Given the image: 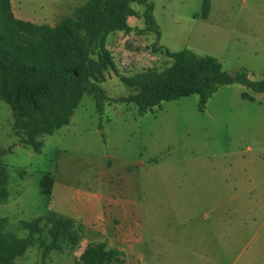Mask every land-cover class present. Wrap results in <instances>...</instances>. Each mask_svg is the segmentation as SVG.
<instances>
[{
  "label": "rangeland",
  "instance_id": "374dc122",
  "mask_svg": "<svg viewBox=\"0 0 264 264\" xmlns=\"http://www.w3.org/2000/svg\"><path fill=\"white\" fill-rule=\"evenodd\" d=\"M87 1L10 3L17 19L54 26ZM147 3L159 40L139 33L144 24L136 17L127 20L130 33L105 39L117 71H109L101 84L109 98L130 93L118 76L169 64L163 53L152 51L154 46L187 49L216 58L230 74L243 68L251 80L264 78V0H210L206 19L199 17L200 0ZM131 7L143 11L135 3ZM243 93L252 100L243 99ZM197 104L198 96L190 95L140 116L132 104L105 103L99 114L84 95L67 125L36 137L42 147L35 152L19 143L12 112L0 100V148L8 150L0 157L8 176V195L0 203L2 231L24 239L28 232L20 228L22 221L49 212L69 219L87 214L81 206L96 203L101 178L104 184L120 178L137 210L141 240L128 263L113 264H264V95L235 82L219 87L203 112ZM44 175L55 184L50 199L40 192ZM72 220V232L48 251L44 264H78L89 244L109 240L110 225L100 234L98 227ZM41 225L49 243L51 224ZM42 253L38 242L13 261L41 264Z\"/></svg>",
  "mask_w": 264,
  "mask_h": 264
},
{
  "label": "trees",
  "instance_id": "16d2710c",
  "mask_svg": "<svg viewBox=\"0 0 264 264\" xmlns=\"http://www.w3.org/2000/svg\"><path fill=\"white\" fill-rule=\"evenodd\" d=\"M143 7L135 12L131 4ZM210 0H200L201 19L208 17ZM143 21L139 33H153L157 40L160 30L147 0H88L78 7L72 17L54 26L34 24L17 19L10 0H0V100L12 112V131L19 143L38 152L41 134L50 135L69 122L81 98L88 95L101 114L105 103H124L135 106L142 116L163 102L175 101L190 95L198 96L197 110L203 112L207 101L221 86L239 83L254 93L264 95V78L251 80L241 68L234 75L224 71L219 61L211 56H198L190 50L178 52L152 47L169 59L163 70L145 69L132 77L118 76L130 90L127 96L109 98L101 88L109 71L117 74L110 51L105 47L108 35L130 33L128 18ZM242 98L252 100L243 93ZM8 150L0 148V157ZM7 169L0 162V203L7 198ZM54 181L44 175L39 183L41 194L50 199ZM50 223L45 238L44 225ZM0 220V264H15L13 259L33 244L43 249L42 263L48 251L58 249L60 240L72 232L74 221L48 213L45 218L19 223L28 235L18 239L2 231ZM38 238H37V237ZM78 240V236L74 235ZM123 255L105 243L89 244L78 264L122 263Z\"/></svg>",
  "mask_w": 264,
  "mask_h": 264
},
{
  "label": "crops",
  "instance_id": "0c3cea01",
  "mask_svg": "<svg viewBox=\"0 0 264 264\" xmlns=\"http://www.w3.org/2000/svg\"><path fill=\"white\" fill-rule=\"evenodd\" d=\"M102 191L96 195V203H83L81 208L87 214H81L72 219H80L85 226L98 227L100 234H110L109 240L104 239L96 243H105L108 248L116 249L123 255V260L133 257L135 246L140 242V229L138 220L135 219L137 210L129 199V190L126 182L118 178V182L106 184L101 178ZM55 184L53 185V189ZM52 189V195H53ZM109 220V223L107 222ZM106 223L102 224V222ZM110 225L111 230L104 233V226Z\"/></svg>",
  "mask_w": 264,
  "mask_h": 264
}]
</instances>
